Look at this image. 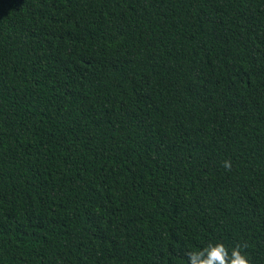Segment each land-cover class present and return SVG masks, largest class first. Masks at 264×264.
I'll return each mask as SVG.
<instances>
[{"label": "trees", "instance_id": "1", "mask_svg": "<svg viewBox=\"0 0 264 264\" xmlns=\"http://www.w3.org/2000/svg\"><path fill=\"white\" fill-rule=\"evenodd\" d=\"M216 242L264 264V0H0V264Z\"/></svg>", "mask_w": 264, "mask_h": 264}, {"label": "clouds", "instance_id": "2", "mask_svg": "<svg viewBox=\"0 0 264 264\" xmlns=\"http://www.w3.org/2000/svg\"><path fill=\"white\" fill-rule=\"evenodd\" d=\"M224 167L226 170H231V162L225 161ZM247 243L243 245H236L229 251V249L222 243H209L201 250L188 251V264H251L248 255L242 252L247 249Z\"/></svg>", "mask_w": 264, "mask_h": 264}]
</instances>
